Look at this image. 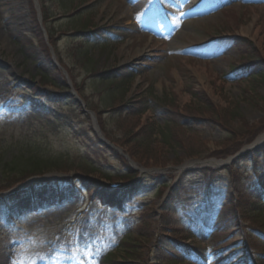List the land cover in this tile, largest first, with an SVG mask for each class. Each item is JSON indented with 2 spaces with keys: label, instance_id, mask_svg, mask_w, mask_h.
<instances>
[{
  "label": "rangeland",
  "instance_id": "obj_1",
  "mask_svg": "<svg viewBox=\"0 0 264 264\" xmlns=\"http://www.w3.org/2000/svg\"><path fill=\"white\" fill-rule=\"evenodd\" d=\"M209 1L0 0V160L52 167L0 172V205L25 192L0 209V264H189L168 258L199 244L197 264L215 245L264 264V6H240L264 0ZM55 185L73 197L42 205Z\"/></svg>",
  "mask_w": 264,
  "mask_h": 264
},
{
  "label": "trees",
  "instance_id": "obj_2",
  "mask_svg": "<svg viewBox=\"0 0 264 264\" xmlns=\"http://www.w3.org/2000/svg\"><path fill=\"white\" fill-rule=\"evenodd\" d=\"M231 44H233L234 46H238V49H239V46L241 47L240 49L242 52L241 57L245 59H250V60H253L256 58L254 55V51L251 52L252 50H247L246 49L247 46H245V44L244 46L242 44L238 45L236 38H231ZM255 61L257 64H260L261 62H263V60H255ZM246 68L247 66L240 67V68L234 69V71L236 73L238 72L239 74L240 72L242 73L243 70L246 71ZM259 75H264V70L261 73H259ZM49 168H52L51 162L35 153L25 154L24 156H20L17 159L12 158L9 160H2V159L0 160V172L3 173L6 176V178L9 179V181L12 180L10 181V184L6 185L5 187H10L14 185L15 183H18L31 175L42 174L44 171H46ZM104 177L105 179H109L107 178L106 175H104ZM83 183L87 184V180L83 179ZM19 192L21 193L22 191L8 193L5 197L8 200L13 199L17 196V193ZM6 199L4 198L3 201H5ZM255 210H257V215H261L263 211L262 205L259 209H255ZM129 244L132 245L133 243L130 242ZM258 254L264 255V250L261 252H258ZM168 261L171 263L179 262L176 258H173V257H169ZM110 264H116V263L112 260Z\"/></svg>",
  "mask_w": 264,
  "mask_h": 264
},
{
  "label": "water",
  "instance_id": "obj_3",
  "mask_svg": "<svg viewBox=\"0 0 264 264\" xmlns=\"http://www.w3.org/2000/svg\"><path fill=\"white\" fill-rule=\"evenodd\" d=\"M35 179H37V178H30L28 181H30V180L34 181ZM32 181H31V182H32Z\"/></svg>",
  "mask_w": 264,
  "mask_h": 264
},
{
  "label": "bare ground",
  "instance_id": "obj_4",
  "mask_svg": "<svg viewBox=\"0 0 264 264\" xmlns=\"http://www.w3.org/2000/svg\"><path fill=\"white\" fill-rule=\"evenodd\" d=\"M262 137H263V135H262V136H260V137L258 138V140H260Z\"/></svg>",
  "mask_w": 264,
  "mask_h": 264
}]
</instances>
